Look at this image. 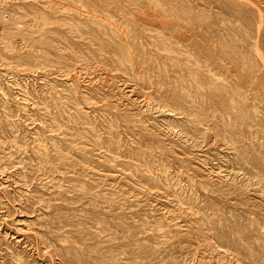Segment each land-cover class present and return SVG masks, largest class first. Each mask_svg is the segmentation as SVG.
Here are the masks:
<instances>
[{
    "label": "rangeland",
    "instance_id": "374dc122",
    "mask_svg": "<svg viewBox=\"0 0 264 264\" xmlns=\"http://www.w3.org/2000/svg\"><path fill=\"white\" fill-rule=\"evenodd\" d=\"M0 264H264V0H0Z\"/></svg>",
    "mask_w": 264,
    "mask_h": 264
}]
</instances>
